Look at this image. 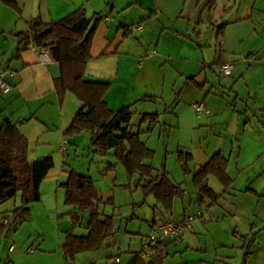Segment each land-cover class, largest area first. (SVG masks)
Returning a JSON list of instances; mask_svg holds the SVG:
<instances>
[{"label": "crops", "instance_id": "0c3cea01", "mask_svg": "<svg viewBox=\"0 0 264 264\" xmlns=\"http://www.w3.org/2000/svg\"><path fill=\"white\" fill-rule=\"evenodd\" d=\"M76 8L84 9L87 18H91L90 24L94 22V17L99 18L92 35L90 58L85 64L84 78L107 83L104 102L110 109L116 111L121 106H129L134 113L138 111L133 110L134 107L141 104L138 125L146 124L147 127L148 120L141 121V116L155 114L158 122L153 127L142 130L138 126L137 130L141 131L140 139L148 133L152 135L156 130H168L167 136L169 140L173 136L171 141L175 144L171 152L174 151L180 168L178 150L191 154L187 166L190 174L198 171L216 153L225 159L229 187L224 188L214 175L206 178L208 187L217 195L215 201L204 197L198 202L193 183L198 207L204 202L209 207H201L203 211L199 216V222L206 223L208 218L205 217V212L211 210L212 205L225 204L224 195L231 193L234 179L228 173V168L231 162L234 163L235 157L237 162L241 157V152L234 149V139L239 147L242 145L241 138L264 144V141L248 137L240 125L245 112L260 113L264 117V0H0V72H11L3 75V80L11 88L7 92L0 91V125L5 119L16 122L19 132L27 140L29 159L49 154L53 159L56 156L62 161L60 164L54 163L39 185L41 199L49 191L57 192L60 183L66 181L70 168L81 175H89L94 185L95 179L90 174L94 160L90 156H105L93 153L89 137V157L82 162L83 166L78 168L71 165L66 168L67 159L73 155L77 157L82 150H79L78 145L81 132L73 136H66L65 133L81 107V102L69 90L62 93L58 91L56 83L61 75V67L48 50L36 48L35 45L31 47L30 44L27 48L18 50L16 34L29 31L35 18H40L45 23L56 22ZM132 9L142 12H130L124 16V20H120L121 12ZM115 11L118 12V17L111 19ZM152 49L156 50L155 54H151ZM224 62L232 64L229 75L219 73V65ZM156 102L163 105L162 112L168 118L167 122L161 121L159 114L151 111L152 103ZM199 102L204 103L205 112L197 116L192 105ZM239 104L243 105L242 111L239 110ZM243 123H247V119ZM206 130L216 140L213 146H210V142L208 147L202 144L205 142ZM224 142L227 143L225 147ZM147 147L153 150L154 155L153 147ZM227 150L228 154L225 153ZM109 153L112 154L109 151L106 155ZM112 157L114 158L113 155ZM148 160L146 163L151 165L153 175L163 170L168 173L165 168L154 172L155 167ZM116 163L120 162L114 158V163L108 162L100 171L107 173L114 170ZM102 164L104 161L98 160L96 167L99 169ZM95 188L101 198L98 205L101 218L108 216L113 224V214H106L100 209L103 204L113 203V192L100 191L97 185ZM181 188L182 192L173 198L168 209L163 208L154 196L159 207L154 206L160 215L155 216L153 213L145 220L148 223V234L155 219L178 222L188 214L183 205V210L176 217L173 215L177 197H181V204H184L182 185ZM246 191L254 192L249 188ZM147 196L134 205L143 204L148 199ZM74 209L72 207L65 212L69 216L70 227L63 230L58 227L59 231L53 235L50 244L43 235L37 240L40 241L41 248L33 253L31 264H141L135 257L147 234H139V247L136 244V248L131 250V245L126 241L118 245L113 234L115 224L110 233L104 236L99 248L78 252L73 258L67 256L62 248L65 235L87 234V213L82 214L80 222L74 225L70 215ZM234 209L233 207L232 210ZM77 226L86 230L84 235L74 232ZM191 226L198 228L195 234L202 231L198 221L195 224L191 222ZM126 231L137 234L127 228ZM187 233L188 231H183L176 240H165L159 264H164L163 259L170 253V245H175V251L183 246L186 251L198 252L194 254L193 262L187 259L185 264H214L207 253L203 254L206 252L205 248L195 244L200 242L199 238L196 240L194 235ZM255 234H251L248 247L243 252V263H246L251 252L250 246L256 239ZM9 247L8 251L14 250H9ZM52 253L55 254L53 262L50 260ZM12 256L14 264L22 262L17 253ZM116 257L119 261L115 260ZM107 259L110 260L106 261Z\"/></svg>", "mask_w": 264, "mask_h": 264}, {"label": "rangeland", "instance_id": "374dc122", "mask_svg": "<svg viewBox=\"0 0 264 264\" xmlns=\"http://www.w3.org/2000/svg\"><path fill=\"white\" fill-rule=\"evenodd\" d=\"M136 11L138 14L142 12L138 9L128 10L121 12L119 18L124 20L126 14L135 13ZM106 13L107 11L104 14ZM111 16V19L118 17V12L115 11ZM239 108L242 111L243 105L240 106L239 104ZM151 109V111L159 114L161 121L167 122L168 118L162 112L163 105L161 103H152ZM133 110L138 111L133 113L130 128L136 131L139 126L141 104L136 105ZM241 118V129H245L248 137L258 139L259 142L264 141V117L260 113L255 114L251 111V113L245 112ZM244 119H247V123H243ZM139 127L144 130L147 125L141 124ZM205 132L206 136L204 138L205 142L202 143L203 146L208 147V142H210V146H213L216 142L215 138L210 131L206 130ZM167 134L168 130L166 132L164 130H156L152 135L148 133L146 136H141V139L154 149V157L148 160L153 163L154 172H160L163 170L162 168L167 169L170 180L181 182L184 189L182 197L184 204H181V197H177L175 206H173V215L176 217L183 210V205L187 209V215L195 213L197 209L202 211L203 209H208L206 202L198 207L196 203L197 195L191 181L192 174H185L182 168L179 167L174 151L171 152L175 147L174 142L171 141L174 137L172 136L171 140H169ZM89 137L88 133L81 132L80 144L78 145L80 146L79 150H82L78 152L77 157L73 155L67 159L65 164L67 169L71 165L78 168L83 166L82 162L89 157L87 149ZM241 139L243 140H241L242 145L240 147L236 139H234V149L241 152V157L238 162L235 157L234 163L231 162L228 168V173L234 181L230 189L231 193L224 195L225 204L217 203V205H212L211 210L205 212V217L208 218V221L204 224L199 222V219H201L199 217H195L192 220L194 224L198 221V226L202 230L199 233L200 236L194 233L198 232V228H193V226L191 231L187 233L191 236L194 235L196 240L199 238L200 242L195 244H197V247L205 248L206 252L203 254L207 253V256L210 257L209 260L214 264H264V144H256L249 138L247 140ZM225 145L227 146V143L225 144L224 142L223 146L225 147ZM228 150L225 151L226 154H228ZM257 151L259 154H257ZM92 157L94 163L92 162L93 166L90 174L95 179L94 185H97L100 191L111 190L113 192V203L103 204L100 209L106 214H113V224H115L113 234L118 241V245L126 241V243L131 245V250H133L141 239L139 234L148 235V223L145 220L151 217L153 213L156 214L155 216L160 215V212L154 206L155 204L159 207L158 203L154 196L150 194L148 195L149 197H146L148 199L143 204L134 205L144 198L141 187L137 183L138 174L128 177L120 163H116L114 166L116 172L112 169L109 172L107 171V173H103L100 170L106 167L108 162L114 163L112 154L109 153L105 156L95 154L90 156V158ZM98 160L104 161V164L99 166V169L96 167ZM53 161L56 164L62 162L56 156H54ZM116 174L117 177H115ZM106 179L111 180L107 181ZM213 180L215 179L213 178ZM247 188L254 192L246 191ZM63 194L64 189L59 186L57 192L49 191L47 195L44 194L42 196V199L30 202L28 216L20 223L14 222L13 217L10 215V212L21 203L20 191H17L15 196L0 203V264H14L12 255L15 253L22 258L20 264H31L33 253L38 252L41 248V243L39 245L40 241L38 242L37 240L42 235L50 244L53 235L59 231L58 227L62 230L70 227L69 216L65 212L71 210L72 207L65 205L64 200H62ZM233 207L235 208L234 210H232ZM5 218L8 222L3 225V219ZM126 228L129 231H136L137 234L127 232ZM74 232L84 235L86 230L82 226H77ZM254 232L256 233V239L250 246L251 252L247 257L246 263H243V252L248 247L251 234ZM212 241L215 242L212 243ZM11 245L14 246V250L8 251V247ZM182 247L179 248V251H175L177 249L175 245H170L168 247L170 253L163 259L164 264L193 262V259H195L194 254L198 252L195 250L186 251ZM27 248H31L35 252L28 253L25 251ZM122 255L123 260H125L124 254ZM224 256H229V258ZM54 259L55 254L52 253L50 260L53 262ZM109 260L107 259L106 261Z\"/></svg>", "mask_w": 264, "mask_h": 264}, {"label": "trees", "instance_id": "16d2710c", "mask_svg": "<svg viewBox=\"0 0 264 264\" xmlns=\"http://www.w3.org/2000/svg\"><path fill=\"white\" fill-rule=\"evenodd\" d=\"M98 21L99 18L94 17V22L90 24L91 18H87L83 8H76L56 22L45 23L40 18H35L29 31L16 34L18 50L27 48L30 43L36 48L48 50L61 67V75L56 83L58 91L62 93L69 90L80 100L81 107L67 128L66 136L89 133L93 153L106 155L111 151L129 176L138 174L137 183L141 186L143 195L152 194L163 208L168 209L173 198L182 192L181 184L172 182L164 170L153 175L151 165L146 163L153 157V150L140 139V130L133 131L130 128L133 118L130 107L121 106L113 111L104 102L107 83L84 78L85 64L90 58L92 35ZM141 117V121L148 120V129L158 122L155 114H144ZM27 145L16 122L3 120L0 125V203L20 191L21 203L10 212L16 223L28 216L30 202L39 200V185L54 166L49 154L29 159ZM177 155L182 171L189 173L187 166L191 154L178 150ZM225 167V159L216 153L192 174L198 202L204 197L213 201L217 199V195L207 185L206 178L209 175L217 177L224 188L229 187L230 179ZM67 173V179L60 183V187L64 189L65 204L75 208L70 212L72 223L78 224L82 214L88 215L85 236L67 233L64 237L63 252L73 258L78 252L99 248L113 224L110 217L101 218V212L98 211L101 198L92 178L76 173L71 168ZM164 243L165 241L160 243L147 258L138 253L135 260L141 264H159Z\"/></svg>", "mask_w": 264, "mask_h": 264}, {"label": "built area", "instance_id": "2783aa9c", "mask_svg": "<svg viewBox=\"0 0 264 264\" xmlns=\"http://www.w3.org/2000/svg\"><path fill=\"white\" fill-rule=\"evenodd\" d=\"M31 47H34L32 43H30ZM156 50L152 49L151 54H155ZM43 57L42 54H39ZM232 68V64L228 62H224L219 65V73L222 75H229ZM10 71L3 70L0 72V91L7 92L10 90V85L3 80V75ZM194 113L199 116L201 113L205 112V105L203 102L193 103L192 105ZM202 214L201 209H197L195 213L191 215L184 216L181 220L173 221L171 219H155L153 221V226L151 232L145 237L140 245V256L143 258L149 257L154 250L159 246L160 243L164 242L167 239H178L183 231H191V222L195 217H199ZM7 219L3 221L5 225L7 223ZM14 246H10L9 250H12ZM34 250L31 248H27L26 252L33 253ZM116 261H119V258L116 257Z\"/></svg>", "mask_w": 264, "mask_h": 264}, {"label": "water", "instance_id": "95a60500", "mask_svg": "<svg viewBox=\"0 0 264 264\" xmlns=\"http://www.w3.org/2000/svg\"><path fill=\"white\" fill-rule=\"evenodd\" d=\"M33 31H35V30L33 29Z\"/></svg>", "mask_w": 264, "mask_h": 264}]
</instances>
